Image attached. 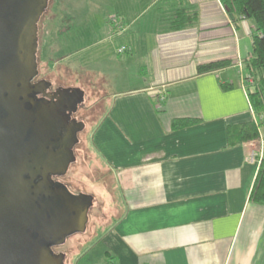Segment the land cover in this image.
I'll list each match as a JSON object with an SVG mask.
<instances>
[{
    "label": "crops",
    "instance_id": "crops-1",
    "mask_svg": "<svg viewBox=\"0 0 264 264\" xmlns=\"http://www.w3.org/2000/svg\"><path fill=\"white\" fill-rule=\"evenodd\" d=\"M156 2L120 15L128 53L116 64L128 78L107 98L91 141L111 175L107 214L92 215L91 245L76 264H264V206L249 202L258 143L230 146L228 138L229 128L253 121L247 94L234 65L196 73L247 58L252 23L237 29L218 0ZM176 9L196 12L197 23L170 28ZM184 118L199 123L171 129Z\"/></svg>",
    "mask_w": 264,
    "mask_h": 264
},
{
    "label": "water",
    "instance_id": "water-1",
    "mask_svg": "<svg viewBox=\"0 0 264 264\" xmlns=\"http://www.w3.org/2000/svg\"><path fill=\"white\" fill-rule=\"evenodd\" d=\"M48 1L0 0V120L3 123L0 131L4 139L35 141L37 155L45 154L41 149L48 138V121L34 119L32 123L33 114H25L17 99L26 96L30 80L37 75V26ZM229 18L233 20L231 15ZM64 91L76 96V104L84 100V91L80 88ZM83 129V123L70 129L68 160L59 167V174L64 175L75 162L71 149L78 141L76 133ZM41 166L37 165V169ZM40 174L46 179V174ZM19 178V191L13 193L18 197L14 225L11 217L10 222L0 223V235L9 236L0 248V264H64L65 255L53 254L49 246L64 244L73 233H85L94 197L85 193L71 195L61 189L47 191L41 189L46 185L39 183L35 186V201L30 199L29 206L25 192L29 185Z\"/></svg>",
    "mask_w": 264,
    "mask_h": 264
},
{
    "label": "rangeland",
    "instance_id": "rangeland-1",
    "mask_svg": "<svg viewBox=\"0 0 264 264\" xmlns=\"http://www.w3.org/2000/svg\"><path fill=\"white\" fill-rule=\"evenodd\" d=\"M140 1L129 6L127 0H49L47 10L38 22L39 71L42 75L46 73L47 60L62 66L71 65L73 71L66 72V83L85 91L86 104L82 114L85 117H90V113L94 114L91 115L94 119L89 121L86 133L80 137L82 143L79 147L78 162L69 169L67 184L73 195L79 192L93 194L97 207L89 212L86 232L69 235L60 246L61 253L65 255L64 264H76L78 257L91 245L85 235L91 234L96 227V218L92 215H97L100 211L102 217L107 214L106 198L108 191H111V175L97 160L91 142L94 124L103 111L90 108L97 96H106L109 103L107 98L111 97L114 91L125 87L118 84L125 81L128 73L116 64L118 60L125 59L127 55L124 54L128 53L122 39L127 33V25L123 23L120 15L129 7L131 13L139 11L146 0ZM147 14L153 15V12ZM112 18L118 19L125 27L120 37L115 36L114 27L110 22ZM99 40L109 41L105 46L98 48L94 44ZM120 46L126 48L122 54L117 52ZM93 250L98 253L104 251L101 245Z\"/></svg>",
    "mask_w": 264,
    "mask_h": 264
},
{
    "label": "flooded vegetation",
    "instance_id": "flooded-vegetation-1",
    "mask_svg": "<svg viewBox=\"0 0 264 264\" xmlns=\"http://www.w3.org/2000/svg\"><path fill=\"white\" fill-rule=\"evenodd\" d=\"M40 56H42L41 53ZM37 59L38 53H36V62L38 61ZM45 67L47 68L46 73L42 75L39 71L37 62V75L30 80L29 86L26 88V96L17 99V103L21 104L25 114H33V116H31L32 123H34V119L38 120L37 122L41 120L48 121V138L44 142L45 147L41 149L45 154H36L35 141L31 143L29 140L20 141L14 138L4 139L2 131H0V134H2L0 136V223L10 222L9 219L11 217L12 225H14L13 222L15 221V217H13V215L15 214V206H18L16 203L18 197H14L13 193L19 191V177H22V180L29 185V187H27L28 192L25 191L27 193L26 199L29 206L31 204L30 199L33 200L35 197V186L39 183L46 185L42 186L41 189L47 191L61 189L73 195L68 188L67 176L69 169L78 162L79 147L82 143L80 137L86 133V129L90 123L89 121L94 119L92 118L94 114L90 113V117H87V115L85 117L84 114H82V110L86 104L85 95L84 100L76 104V96H69L68 93L64 91L70 88H80L67 85V80L65 79L66 72L65 69H63L64 66L50 63L49 60H47L45 62ZM60 69L64 71L61 72ZM95 100L90 110L97 109L104 113L107 109L106 98L97 96ZM80 123L84 124V129L76 133L78 141L71 149L75 162L68 166L64 175H61L58 173L60 172L59 167L68 160V152L70 150L68 133L70 129H75ZM1 127H3V123L0 120V128ZM40 164H42V166L40 169H37V165L40 166ZM43 166L46 168V171H44ZM20 172H23V174L20 175ZM40 172L44 173L43 175L46 174V179L43 180V176ZM89 195L93 196V194ZM34 201L35 200H33V202ZM7 237L9 236L0 235V248L3 246L4 239L6 240ZM60 246L61 245L49 246V248L53 254H58L61 253Z\"/></svg>",
    "mask_w": 264,
    "mask_h": 264
},
{
    "label": "trees",
    "instance_id": "trees-1",
    "mask_svg": "<svg viewBox=\"0 0 264 264\" xmlns=\"http://www.w3.org/2000/svg\"><path fill=\"white\" fill-rule=\"evenodd\" d=\"M227 15L233 17L232 23L235 27L243 21L252 23L250 29L251 54L240 60L243 73L252 79V84H246V94L251 109L259 118L256 125L250 121L237 127L228 129L230 146L241 145L248 142H258L259 129H263L264 138V0H218ZM169 0H158L155 6L160 8L163 4H168ZM198 15L196 12H187L184 9H176L172 13L170 28L179 30L196 24ZM238 29V28H237ZM236 66L237 62L232 60H221L198 65L197 75L216 72L230 66ZM231 85L223 86L228 90ZM199 123L196 119L184 118L175 119L171 123L172 130H180ZM249 202L264 206V156L258 163L256 176L249 193Z\"/></svg>",
    "mask_w": 264,
    "mask_h": 264
},
{
    "label": "built area",
    "instance_id": "built-area-1",
    "mask_svg": "<svg viewBox=\"0 0 264 264\" xmlns=\"http://www.w3.org/2000/svg\"><path fill=\"white\" fill-rule=\"evenodd\" d=\"M110 22L112 23L113 27H114V32H115V36L116 37H120L124 31H125V27L122 25V23L116 19V18H112L110 20ZM125 47L124 46H120L117 49V52L119 54H122L125 51ZM237 69H238V74H239V80L243 86V88L245 89L246 92V84L251 85L252 84V79L248 78L242 71V65L240 62H237ZM250 112L253 115V121L256 125L258 124V122L260 121L259 118L254 114L253 110L250 107ZM263 129H259V140H258V149L257 150H253L250 154L249 157V162L258 164L259 161L262 159L263 157V146H264V138H263Z\"/></svg>",
    "mask_w": 264,
    "mask_h": 264
}]
</instances>
